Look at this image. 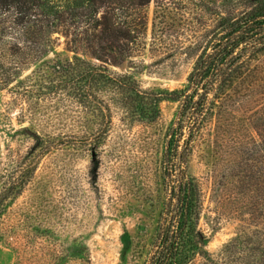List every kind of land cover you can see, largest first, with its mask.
<instances>
[{
	"label": "rangeland",
	"instance_id": "rangeland-1",
	"mask_svg": "<svg viewBox=\"0 0 264 264\" xmlns=\"http://www.w3.org/2000/svg\"><path fill=\"white\" fill-rule=\"evenodd\" d=\"M243 1L152 0L147 31L130 57L120 67L104 65L117 83L93 97L83 84L60 81L50 49L39 60V53L24 44L19 51L0 35L6 41L0 78L8 80L0 83V264H150L183 174L201 190L198 227L208 238V256L192 264H224L222 251L232 238L264 230L252 214L257 194L232 184L236 166L248 158L246 144L216 145L212 121L186 148L192 130L186 118L177 148L186 156L169 161L165 153L182 103L160 102L153 121L139 114L142 102L187 86L218 15L237 16ZM53 40L62 59L73 57L64 35ZM232 104L224 130L241 141L264 137V95L253 117ZM38 138L47 141L39 149Z\"/></svg>",
	"mask_w": 264,
	"mask_h": 264
},
{
	"label": "trees",
	"instance_id": "trees-1",
	"mask_svg": "<svg viewBox=\"0 0 264 264\" xmlns=\"http://www.w3.org/2000/svg\"><path fill=\"white\" fill-rule=\"evenodd\" d=\"M151 2L0 0V35L6 37V41L9 38V41H14L19 51L20 45L24 44L27 50L39 53L36 57L39 60L46 58L41 55L50 49L56 58L53 68L60 81L83 84L85 95L93 97L95 90L117 83L104 65L120 67L130 57L133 47L147 31ZM243 3H246L244 10L237 16L218 15V25L209 47L198 57L187 86L170 92L169 97L155 96L150 103L142 102L139 114L153 121L158 117L160 102L169 99L182 103L179 125L170 134L165 153V159L169 161L174 157L183 161L186 156V151L181 154L177 151L184 136L183 122L186 118L192 121L186 148L212 121H215L216 145L234 143L244 148L242 143L246 144L248 158L236 166L239 171L234 173L232 184L239 183L248 193L257 194L252 214L257 217L255 219L264 221V137L258 134V138L251 136L241 141L234 132L223 128L232 103L253 117L255 113L259 114L256 110L260 105L256 104L264 95L260 92L264 87V61L261 60L264 55V0H244ZM157 6L162 11L168 8L167 5ZM8 32L19 37L11 38L9 34L12 33ZM55 34L68 39L72 58L62 59L54 51ZM5 40H0V47L6 43ZM79 51H82V56ZM3 79L0 78V83L8 81ZM38 139L37 149L47 143L43 138ZM98 169V162L94 160L91 171L93 183H96ZM225 183L224 180L219 185L223 187ZM172 197L176 208L168 223L162 222L158 226L157 251L150 264H192L197 256H208V238L198 227L202 196L195 179L183 174L179 189ZM222 261L224 264H264V230L237 234L224 246Z\"/></svg>",
	"mask_w": 264,
	"mask_h": 264
}]
</instances>
